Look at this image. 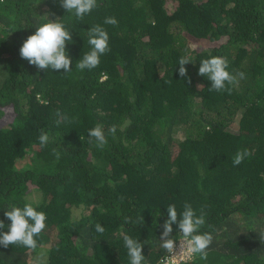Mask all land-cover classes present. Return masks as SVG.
<instances>
[{
    "label": "trees",
    "instance_id": "obj_1",
    "mask_svg": "<svg viewBox=\"0 0 264 264\" xmlns=\"http://www.w3.org/2000/svg\"><path fill=\"white\" fill-rule=\"evenodd\" d=\"M47 18L71 32L69 73L19 55ZM96 24L110 51L77 70ZM182 56L192 61L186 77ZM211 56L246 74L231 93L209 92L198 75ZM97 123L103 149L88 142ZM242 149L251 156L233 166ZM29 201L47 216L38 247L0 246V264H130L125 233L142 243L146 264H160L166 207L180 213L185 202L204 209L201 232L213 241L206 260L180 264H264V0H97L83 21L60 0H0V231L4 211Z\"/></svg>",
    "mask_w": 264,
    "mask_h": 264
},
{
    "label": "clouds",
    "instance_id": "obj_2",
    "mask_svg": "<svg viewBox=\"0 0 264 264\" xmlns=\"http://www.w3.org/2000/svg\"><path fill=\"white\" fill-rule=\"evenodd\" d=\"M61 7L75 16L77 20L83 21L94 8L97 7V0H60ZM105 24L117 25L115 17H106ZM87 43L90 50L83 54L75 65L77 70H92L99 66L101 56L110 51L109 35L104 27L96 24L87 31ZM72 40L71 32L66 27L61 18L49 20L37 24L35 32L29 35L22 43L19 49V55L22 59L28 61L30 65L38 69L63 70L64 73L72 71L70 68L71 58L66 51V43ZM192 62L188 56H182L179 61V75L187 76L186 64ZM229 62L227 58L220 56H211L200 61L198 75L207 77L211 82L209 92H228L237 87L241 80L246 79V74L242 71L230 73L228 71ZM117 126L115 124L108 128V135L115 137ZM89 143L95 144V147L103 149L107 146L108 139L105 134L104 126L97 123L90 128L87 133ZM39 143L41 148L48 143L49 134L41 129L39 134ZM54 155L59 159L60 153L55 149ZM251 150H238L232 163L233 166H239L244 160L251 156ZM167 220L162 227L160 241L161 247L172 257L176 258L175 239L171 236L173 225H176L180 233V248L184 251V258L189 260L199 256L201 260H206L208 248L210 247L213 236L209 232H201L206 224V212L201 208L199 214L194 210L191 203L183 204V211L178 213L176 204H169L167 207ZM158 212V211H157ZM160 215L158 212L157 216ZM4 216L10 221L8 230L0 231V246L7 248L9 245L23 246L30 250H36L38 247L36 237L40 236L46 228V213L37 211L32 202H25L23 207L12 205L9 210L4 211ZM130 218L125 217L124 223L128 224ZM143 222V217L137 219L136 224ZM6 226L0 221V229ZM95 231L103 236L105 228L97 223ZM260 240H264V232L260 234ZM123 246L127 250V256L130 264H146L145 256L142 254V243L128 234H123Z\"/></svg>",
    "mask_w": 264,
    "mask_h": 264
},
{
    "label": "built area",
    "instance_id": "obj_3",
    "mask_svg": "<svg viewBox=\"0 0 264 264\" xmlns=\"http://www.w3.org/2000/svg\"><path fill=\"white\" fill-rule=\"evenodd\" d=\"M176 245V258H172L168 253L160 261V264H180L183 262L190 261L187 258H184L185 254L182 248H180V239L175 242Z\"/></svg>",
    "mask_w": 264,
    "mask_h": 264
},
{
    "label": "rangeland",
    "instance_id": "obj_4",
    "mask_svg": "<svg viewBox=\"0 0 264 264\" xmlns=\"http://www.w3.org/2000/svg\"><path fill=\"white\" fill-rule=\"evenodd\" d=\"M80 212V211H79ZM79 212L75 213V215L77 216L79 214Z\"/></svg>",
    "mask_w": 264,
    "mask_h": 264
}]
</instances>
